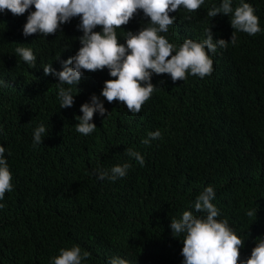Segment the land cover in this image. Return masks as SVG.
Here are the masks:
<instances>
[{"label":"trees","instance_id":"trees-1","mask_svg":"<svg viewBox=\"0 0 264 264\" xmlns=\"http://www.w3.org/2000/svg\"><path fill=\"white\" fill-rule=\"evenodd\" d=\"M240 2L232 0L233 8ZM244 2L254 7L262 31L237 32L236 45L210 53V76L189 74L174 83L168 74H153L157 88L136 115L100 95L104 82L114 79L107 68L82 70L79 92L61 85L72 87L74 104L60 108L59 79L43 67L51 64L59 72L76 54L83 35L79 17L54 35L26 37L23 27L34 6L18 16L0 12V146L13 185L0 200V264H51L61 248L77 245L91 254L82 264H108L114 257L129 264H183V235L173 236L171 219L184 211L202 215L194 203L208 186L215 191L218 219L226 218L244 240L241 260L250 257L257 238H264V0ZM221 3L205 0L195 12L181 7L170 13L175 23L161 35L178 47L185 39H206L211 27L214 40L230 42V17L207 16ZM149 19L139 11L117 29L120 42L125 31L136 33ZM17 47L32 49L36 67L15 53ZM92 95L107 112L94 114L97 127L85 136L75 125ZM40 125L47 131L34 146ZM156 130L161 137L143 144ZM127 149L139 152L144 166ZM124 163L131 165L125 177L96 178V169Z\"/></svg>","mask_w":264,"mask_h":264},{"label":"clouds","instance_id":"clouds-1","mask_svg":"<svg viewBox=\"0 0 264 264\" xmlns=\"http://www.w3.org/2000/svg\"><path fill=\"white\" fill-rule=\"evenodd\" d=\"M204 3L205 0H0V12L7 10L18 16L34 6L35 10L29 13L23 27V35L26 37L33 34L45 37L54 35L62 24L79 17L77 27L83 35L78 38L81 47L76 54L63 61V70L59 72L51 64L43 67L45 75L51 74L59 79L60 108H69L74 104L72 87L65 89L61 85L77 87L84 71L95 72L107 68L110 77L114 79L104 82L100 95L109 103L121 102L129 112L136 115L157 88L152 83L153 74H168L174 83L186 80L189 74L199 78L210 76L214 71L210 53L215 54L218 48L226 49L229 43L236 45L237 32L255 36L262 31L259 17L255 15V9L250 3L241 0L239 6L233 8L232 0H222L220 6H213L207 11V16L214 18L223 14L230 17V25L234 30L230 42L214 40L211 27L205 29L206 39H185L178 47L161 35L167 33L175 23L176 16L170 13H176L181 7L188 12H195ZM141 10L144 17L150 18L148 23L136 33L125 31V42L121 43L117 29L127 25ZM98 26L101 31H94ZM15 53L32 68L36 67L37 57L31 48L17 47ZM77 90L79 92L78 87ZM80 111L82 115L77 116L79 122L75 128L85 136L97 127L91 122L94 114L98 112L105 117L107 112L96 95H92L90 103L82 104ZM46 131L44 125L34 130V146L43 143L42 136ZM160 137L159 130L149 132L142 143L148 145L151 140ZM5 151V147L0 146V200L4 199L6 192L13 190L12 173ZM126 152L144 166V157L139 152L132 149ZM130 167L129 163H124L110 170L98 168L95 170L96 178L114 182L125 177ZM214 198L215 191L208 186L196 197L194 203L195 213L202 215L184 211L180 219H171L173 236L177 238L183 235V264H264L262 237L257 238L250 257L241 260L240 249L244 246V240L229 226L226 218L218 219L220 211L212 203ZM3 206L0 204V208ZM246 214L252 217L254 210ZM90 255L87 251L82 252L78 245L61 248L59 254L51 259V264H82ZM108 264H129V261L114 257Z\"/></svg>","mask_w":264,"mask_h":264}]
</instances>
